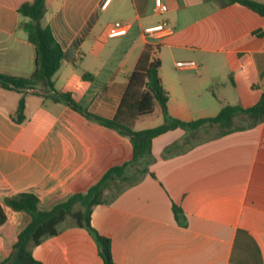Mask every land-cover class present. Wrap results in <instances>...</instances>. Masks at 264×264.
I'll return each mask as SVG.
<instances>
[{
	"label": "crops",
	"instance_id": "0c3cea01",
	"mask_svg": "<svg viewBox=\"0 0 264 264\" xmlns=\"http://www.w3.org/2000/svg\"><path fill=\"white\" fill-rule=\"evenodd\" d=\"M30 1L0 0V73L27 77L35 68V46L19 27L18 8ZM103 2L51 0L44 18L63 50L54 88L70 93L82 110L106 119L117 115L146 44L157 45L153 55L160 60L158 72L173 117H211L225 104L250 107L259 99L264 16L240 3L219 6L216 0H161L165 11L156 8L155 0ZM117 20L129 22V29L109 37L108 28ZM160 23L171 31L156 40L143 34L145 27ZM182 60L196 66L177 67ZM50 94L41 84L23 91L0 86V202L7 217L0 233L17 235L30 221L28 213L3 204L4 197L33 193L39 208L49 210L133 156L128 136ZM22 96L25 118L17 122ZM127 112L126 107L120 117ZM162 122L155 102L133 127ZM183 136L175 128L155 137L149 172L120 192L108 189L105 200L93 207L91 224L110 239L113 260L264 264V120L187 148L174 147L163 156L164 148ZM173 204L182 212L178 220ZM67 219L57 235L31 247L33 257L42 264H104L95 239ZM4 258L0 244V263Z\"/></svg>",
	"mask_w": 264,
	"mask_h": 264
},
{
	"label": "trees",
	"instance_id": "16d2710c",
	"mask_svg": "<svg viewBox=\"0 0 264 264\" xmlns=\"http://www.w3.org/2000/svg\"><path fill=\"white\" fill-rule=\"evenodd\" d=\"M219 6L240 3L264 16V3L256 0H216ZM51 0H32L21 4L18 8L21 20L19 27L23 29L28 40L35 46V68L27 76H15L0 73V86L4 89L23 91L38 84L53 91L49 97L60 100L81 111L86 117L100 124L115 129L129 137L133 144V156L121 165L108 169L103 176L85 192L69 196L65 201L55 204L49 210L39 208V198L33 193L21 192L6 196L2 203L16 211H24L30 215L29 223L17 235L6 231L0 233V244L5 258L0 264H42L35 259L31 247L38 245L44 237L57 235L60 224L70 217L76 226L86 229L95 239L99 254L104 264H120L113 260L111 241L97 232L91 224V212L95 205L105 200V192L115 187L120 192L126 184L134 183L149 172L148 165L155 161L152 153V141L158 135L175 128H181L184 136L181 141H174L163 150V156L175 147H181L197 129L206 126L218 128V135L254 127L264 120V87L256 103L250 107L235 104L223 105L218 113L211 117L184 121L173 117L167 110V93L159 76L160 60L153 55L157 45L146 44L140 58L129 76V82L121 100L117 115L106 119L82 110L68 92H58L54 88L52 77L59 69L63 50L55 40L49 26L45 23V14ZM259 35L262 31L258 32ZM90 74L85 73L83 77ZM157 102L161 108L163 122L157 126L135 130L133 121L139 116L153 111ZM24 98H20L14 116L15 121L24 120ZM128 108L127 117H120V112ZM151 175L153 173L150 172ZM126 182L125 185L120 183ZM175 218L182 213L175 204L172 205ZM7 223V217L0 202V228Z\"/></svg>",
	"mask_w": 264,
	"mask_h": 264
},
{
	"label": "built area",
	"instance_id": "2783aa9c",
	"mask_svg": "<svg viewBox=\"0 0 264 264\" xmlns=\"http://www.w3.org/2000/svg\"><path fill=\"white\" fill-rule=\"evenodd\" d=\"M109 0H104L103 6H105ZM156 8L159 11H165V6L162 5L161 0H155ZM129 22L127 21H121L117 20L111 24V26L108 28L107 34L109 37H118L123 36L127 33L129 29ZM171 31V27L168 24L160 23L156 25L147 26L143 29V34L147 38H151L153 40H156L161 34L168 33ZM176 66L179 68H191L195 67L196 64L192 60H182L177 61ZM264 83V82H263Z\"/></svg>",
	"mask_w": 264,
	"mask_h": 264
},
{
	"label": "rangeland",
	"instance_id": "374dc122",
	"mask_svg": "<svg viewBox=\"0 0 264 264\" xmlns=\"http://www.w3.org/2000/svg\"><path fill=\"white\" fill-rule=\"evenodd\" d=\"M154 46H155V45H154ZM218 132H219V130H218V128L215 127V126L201 127L200 129H197V130L194 132L193 135L190 136L188 143H187V142L183 143V144L181 145L180 148H182V149H183V148H187V147H189L190 145L196 143L197 141H199V140H201V139H203V138L211 137V136H213V135H215V134H218ZM120 184L125 185L126 182H123V183H120ZM111 190H112V192L114 193V192L116 191V188L114 187V188H112ZM112 192H111V193H112ZM67 220H69V219H66V221H64V222L61 223V224H63V225L66 224V223L68 222Z\"/></svg>",
	"mask_w": 264,
	"mask_h": 264
}]
</instances>
